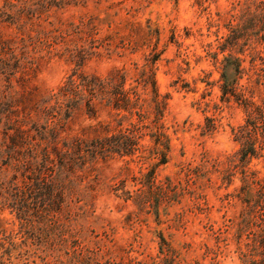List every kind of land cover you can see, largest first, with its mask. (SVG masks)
<instances>
[{
    "label": "rangeland",
    "instance_id": "1",
    "mask_svg": "<svg viewBox=\"0 0 264 264\" xmlns=\"http://www.w3.org/2000/svg\"><path fill=\"white\" fill-rule=\"evenodd\" d=\"M27 1L0 16V113L60 102L67 203L25 264H264V0ZM11 133L2 179L28 155Z\"/></svg>",
    "mask_w": 264,
    "mask_h": 264
},
{
    "label": "trees",
    "instance_id": "2",
    "mask_svg": "<svg viewBox=\"0 0 264 264\" xmlns=\"http://www.w3.org/2000/svg\"><path fill=\"white\" fill-rule=\"evenodd\" d=\"M1 4L0 16L18 28L26 25L27 18L37 14L30 10L32 7L28 5L27 0H2ZM50 8L48 5L45 12L48 13ZM34 10H44L43 5L40 3V7ZM13 53L10 51L12 60L16 58ZM96 81L98 78L91 77L82 79L81 83H86L94 89L98 86ZM77 83L72 75L67 77L66 85ZM52 96L57 97V94ZM49 100L51 101V96ZM58 102L55 101L50 106L45 105L42 109L45 122L32 121L29 128L24 126L27 120H31L28 114L25 113L23 118H14V111H9V114L0 113V123H6L7 129L13 130V144L20 140L26 144L28 151L24 160L15 164L11 176L3 179L0 177V210L9 208L18 220V226L15 228L14 220L0 218V264H25L34 245L43 252L49 248L48 244L53 242H49L52 235H59V216L62 207L67 203L66 192L55 184L53 175L62 166L55 165L48 151L49 146L54 145L56 148L59 143L55 132L56 122L49 124L48 117L57 116L61 107ZM42 149L44 153L41 159L39 154ZM19 232L20 236L17 235ZM58 260L59 257L55 256L53 262L57 264ZM79 260L83 261L82 258Z\"/></svg>",
    "mask_w": 264,
    "mask_h": 264
}]
</instances>
